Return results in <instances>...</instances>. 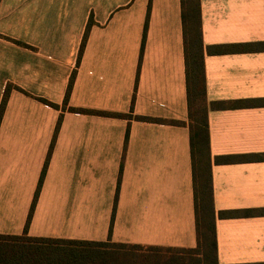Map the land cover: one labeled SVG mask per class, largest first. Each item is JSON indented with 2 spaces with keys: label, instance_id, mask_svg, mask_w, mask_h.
Wrapping results in <instances>:
<instances>
[{
  "label": "crops",
  "instance_id": "1",
  "mask_svg": "<svg viewBox=\"0 0 264 264\" xmlns=\"http://www.w3.org/2000/svg\"><path fill=\"white\" fill-rule=\"evenodd\" d=\"M199 5L218 263H264V0ZM194 14L191 0H0V234L197 247ZM239 43L260 45L212 51Z\"/></svg>",
  "mask_w": 264,
  "mask_h": 264
},
{
  "label": "trees",
  "instance_id": "2",
  "mask_svg": "<svg viewBox=\"0 0 264 264\" xmlns=\"http://www.w3.org/2000/svg\"><path fill=\"white\" fill-rule=\"evenodd\" d=\"M194 14V39L187 44V75L190 117V143L193 161L196 201V248H167L126 244L112 241L76 240L21 235L0 234V264H219L216 239V209L212 186V157L208 123V101L204 70V43L201 34L200 0H191ZM259 43L217 45L214 52L254 50ZM190 50V52H189ZM71 86L69 88V91ZM4 99L0 115L6 103ZM254 100H236L232 106L253 104ZM215 107L227 106L215 102ZM127 116L126 114H117ZM1 119V117H0ZM159 120V119H157ZM176 122V121H173ZM247 155L221 156V162L247 159ZM264 159L263 154L252 156ZM264 213V209L260 211ZM253 210L220 211L222 217L253 214ZM264 264V263H253Z\"/></svg>",
  "mask_w": 264,
  "mask_h": 264
}]
</instances>
